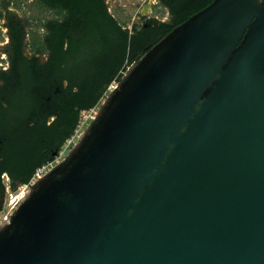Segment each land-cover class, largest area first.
Segmentation results:
<instances>
[{"label":"water","instance_id":"water-1","mask_svg":"<svg viewBox=\"0 0 264 264\" xmlns=\"http://www.w3.org/2000/svg\"><path fill=\"white\" fill-rule=\"evenodd\" d=\"M0 264H264V0L148 47L0 224Z\"/></svg>","mask_w":264,"mask_h":264},{"label":"trees","instance_id":"trees-1","mask_svg":"<svg viewBox=\"0 0 264 264\" xmlns=\"http://www.w3.org/2000/svg\"><path fill=\"white\" fill-rule=\"evenodd\" d=\"M41 1L61 14L45 25L46 61L38 53L26 55L23 23L12 12L7 17L10 65L0 71V177L9 171L12 191L55 160L78 129L81 113L100 104L123 69L214 0H159L170 21L150 19L133 33L111 15L105 0Z\"/></svg>","mask_w":264,"mask_h":264},{"label":"rangeland","instance_id":"rangeland-1","mask_svg":"<svg viewBox=\"0 0 264 264\" xmlns=\"http://www.w3.org/2000/svg\"><path fill=\"white\" fill-rule=\"evenodd\" d=\"M105 1L111 15L115 17L120 25H122L125 29H128L131 33L135 31L136 26L138 28H142L143 24L150 19H157L160 22H169L171 19L169 10L164 7L159 0ZM149 3H152V5L149 6L148 13L142 17L144 20L141 22L139 21L138 24L137 21L139 17H141L142 10L146 5H149ZM10 12L14 13V15L23 23L26 32V55L31 57L38 53L37 56L40 57L42 61H46L47 53L44 52L43 48L41 47L46 35L45 25L50 20L60 18L61 14L56 10L46 7L41 0H0V71L6 70L10 65L9 56L7 54V48L10 42L9 30L7 27V17L9 16L8 14ZM39 48L40 52L38 51ZM129 68L130 67L127 66L125 69H123V71H121L122 75L111 83L106 95L103 97L99 105L90 109L89 111H83L81 113L80 125L78 127L79 133H77V137L75 140H73L71 145H69L68 142L66 145H64L58 156L51 163L52 165L49 167V169H47L46 173L50 171L52 166L55 167L58 163L63 161L72 151L74 146L81 140L93 119L98 115L101 105L105 102L106 98L110 95L114 87L121 81ZM46 173H44V175ZM4 181L6 183V195L4 198V206L0 209L1 223L9 216L11 212L10 202L15 198L18 199L24 194L27 195V193H29L25 188V185L28 184L19 185L16 191H12L8 180L5 179Z\"/></svg>","mask_w":264,"mask_h":264},{"label":"built area","instance_id":"built-area-1","mask_svg":"<svg viewBox=\"0 0 264 264\" xmlns=\"http://www.w3.org/2000/svg\"><path fill=\"white\" fill-rule=\"evenodd\" d=\"M77 133H79V130L77 129L74 136L68 141V144L71 145L73 140H75V138L77 137ZM52 164H49L41 169H39L36 174L34 175V177L32 178V180L30 181V183L28 185H25V188L27 189V192H29L28 190H30L31 186L34 185L39 179H41L44 176V173H46L47 169H49V167ZM54 167L52 166L51 169H53ZM50 169V170H51ZM49 172V171H48ZM47 172V173H48ZM28 194V193H27ZM12 202V201H11ZM10 202V203H11ZM15 207V206H14ZM12 211V210H11ZM8 218V217H7ZM7 218L4 219V221L7 220ZM4 221L2 223H4Z\"/></svg>","mask_w":264,"mask_h":264},{"label":"flooded vegetation","instance_id":"flooded-vegetation-1","mask_svg":"<svg viewBox=\"0 0 264 264\" xmlns=\"http://www.w3.org/2000/svg\"><path fill=\"white\" fill-rule=\"evenodd\" d=\"M139 19H141L140 20V22L141 21H143L144 19L142 18V16L141 17H139ZM138 22V21H137ZM146 23V22H145ZM145 23L143 24V25H145ZM139 24V23H138ZM7 69H9V67L7 68ZM6 69V70H7ZM52 163V162H51ZM51 163H49V164H51ZM49 164H47V165H49ZM47 165H45V166H47ZM44 166V167H45ZM43 168V167H42ZM36 174V173H35ZM1 182H2V189L0 190V209L4 206V198H5V195H6V183H5V179L6 180H8V182H9V184H10V188H12V180H11V178H10V173H9V171L8 170H6V171H4L2 174H1ZM19 200H20V198H19ZM0 224H2L1 222H0Z\"/></svg>","mask_w":264,"mask_h":264},{"label":"bare ground","instance_id":"bare-ground-1","mask_svg":"<svg viewBox=\"0 0 264 264\" xmlns=\"http://www.w3.org/2000/svg\"><path fill=\"white\" fill-rule=\"evenodd\" d=\"M26 195L24 194L22 197H19L20 198V200H19V198L18 199H14V200H12V202H11V210L14 208V206L19 202V201H21L24 197H25Z\"/></svg>","mask_w":264,"mask_h":264}]
</instances>
